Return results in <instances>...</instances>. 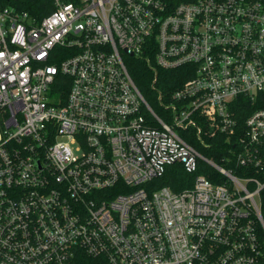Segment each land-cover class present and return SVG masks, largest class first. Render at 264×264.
<instances>
[{
    "label": "built area",
    "instance_id": "1",
    "mask_svg": "<svg viewBox=\"0 0 264 264\" xmlns=\"http://www.w3.org/2000/svg\"><path fill=\"white\" fill-rule=\"evenodd\" d=\"M25 4L0 0V264H257L264 109L239 101L264 97V0ZM131 59L189 76L166 120ZM172 166L191 187L154 189Z\"/></svg>",
    "mask_w": 264,
    "mask_h": 264
},
{
    "label": "trees",
    "instance_id": "2",
    "mask_svg": "<svg viewBox=\"0 0 264 264\" xmlns=\"http://www.w3.org/2000/svg\"><path fill=\"white\" fill-rule=\"evenodd\" d=\"M26 4L23 6L24 10H28L34 14L44 15V12L38 13L37 9L44 6L50 0H25ZM50 11V10H49ZM48 13L45 12V14ZM129 66V73L131 78L140 91L141 95L151 107V109L161 118L165 119V105L169 102L171 93L177 90L182 83H184L189 76L183 74L184 68L166 71L162 69L154 70L141 60L131 59ZM239 103L245 108L246 113L242 115L241 120H244L248 113L256 109H264V97L259 96L255 102L240 100ZM205 140L210 144V148H204L198 141L189 140V143L195 147L203 156L213 159L216 163L221 164V159L227 154L228 144L225 142L224 136H216L209 138L205 136ZM200 174L210 177L212 181L223 183L218 174L209 167L200 165ZM220 180V181H219ZM192 177L182 170L180 166H172L166 169L165 174L152 182L151 186L154 189L169 187L174 192H180L185 188L191 187ZM262 215L264 219V191L262 192ZM262 242V255L257 264H264V233L260 231ZM98 261L84 257L81 264H97Z\"/></svg>",
    "mask_w": 264,
    "mask_h": 264
},
{
    "label": "rangeland",
    "instance_id": "3",
    "mask_svg": "<svg viewBox=\"0 0 264 264\" xmlns=\"http://www.w3.org/2000/svg\"><path fill=\"white\" fill-rule=\"evenodd\" d=\"M130 63H132V62H131V61H130V62H128L129 66H130Z\"/></svg>",
    "mask_w": 264,
    "mask_h": 264
}]
</instances>
